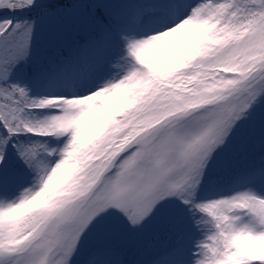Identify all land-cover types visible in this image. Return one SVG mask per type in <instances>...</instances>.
Instances as JSON below:
<instances>
[{
  "label": "snow or ice",
  "instance_id": "snow-or-ice-1",
  "mask_svg": "<svg viewBox=\"0 0 264 264\" xmlns=\"http://www.w3.org/2000/svg\"><path fill=\"white\" fill-rule=\"evenodd\" d=\"M0 264H264V0H0Z\"/></svg>",
  "mask_w": 264,
  "mask_h": 264
}]
</instances>
